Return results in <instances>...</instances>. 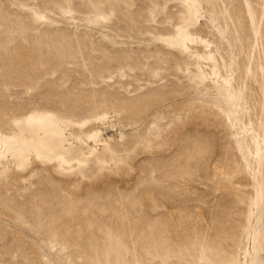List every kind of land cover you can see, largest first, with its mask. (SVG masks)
I'll list each match as a JSON object with an SVG mask.
<instances>
[{"label":"rangeland","instance_id":"obj_1","mask_svg":"<svg viewBox=\"0 0 264 264\" xmlns=\"http://www.w3.org/2000/svg\"><path fill=\"white\" fill-rule=\"evenodd\" d=\"M30 113L101 162L0 145V264H264V0H0V140Z\"/></svg>","mask_w":264,"mask_h":264},{"label":"bare ground","instance_id":"obj_2","mask_svg":"<svg viewBox=\"0 0 264 264\" xmlns=\"http://www.w3.org/2000/svg\"><path fill=\"white\" fill-rule=\"evenodd\" d=\"M252 20H253V16H252ZM230 21H231V25L229 26V29L233 32V34L236 35L237 38V36H240L241 33H243L244 30L242 28H244V26L240 21V19L237 17V15L235 16L232 15ZM245 72L248 75H252V76L254 73L258 72L255 67V60H253L252 65H250L249 67L247 66ZM104 118H105V114H102L101 116L96 117L95 120H102ZM85 123H86L85 120L84 122L82 121L75 122L64 118H58L54 115H51L50 113L45 115L30 113L27 117L24 118L22 117L19 119L17 118L13 122V127L11 129V132L10 133L8 132V134L7 132L6 133L4 132L5 134L4 135L2 134L3 137L0 140V145L2 144V146H4V150L6 151L5 153H7L12 157V159L16 162L17 167L23 169L29 165L28 164L29 161L26 158V155L29 152L33 154L35 160H40V161L46 160L48 162L54 161L59 171L69 170L70 168L73 167L72 164L74 163H76V166L81 167V164L85 163L88 160H93L97 163H100L101 160L99 157V150H97L96 148H91L85 143L82 144L83 145L82 149L79 148L78 150L80 156L79 159L68 154V152L66 151L67 149L66 150L63 149L62 145L60 144V136H62V133H64L62 131L63 125L75 126L76 124L83 125ZM86 136H87V141L96 142V138H98V132L97 133L92 132ZM101 144L102 146H101L100 154L112 155V149L109 147L108 142ZM73 153L76 154L77 151H74ZM6 171H7L6 167H4L2 173H6ZM73 171L75 174V170ZM74 174L72 175L74 176Z\"/></svg>","mask_w":264,"mask_h":264}]
</instances>
